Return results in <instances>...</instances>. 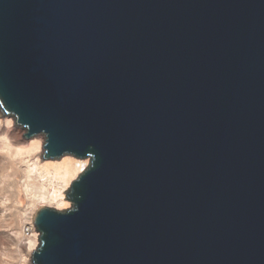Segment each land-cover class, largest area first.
<instances>
[{
    "label": "water",
    "instance_id": "obj_1",
    "mask_svg": "<svg viewBox=\"0 0 264 264\" xmlns=\"http://www.w3.org/2000/svg\"><path fill=\"white\" fill-rule=\"evenodd\" d=\"M0 114L90 161L39 264H264V0H0Z\"/></svg>",
    "mask_w": 264,
    "mask_h": 264
},
{
    "label": "clouds",
    "instance_id": "obj_2",
    "mask_svg": "<svg viewBox=\"0 0 264 264\" xmlns=\"http://www.w3.org/2000/svg\"><path fill=\"white\" fill-rule=\"evenodd\" d=\"M27 126L0 116V264H39L46 247L36 206L38 193L46 191L40 187L45 179L41 170L53 157L50 135L43 129L28 131Z\"/></svg>",
    "mask_w": 264,
    "mask_h": 264
},
{
    "label": "bare ground",
    "instance_id": "obj_3",
    "mask_svg": "<svg viewBox=\"0 0 264 264\" xmlns=\"http://www.w3.org/2000/svg\"><path fill=\"white\" fill-rule=\"evenodd\" d=\"M0 116L2 115L0 114ZM89 163L88 159H78L73 156L48 159L47 167L41 170V174L45 179L40 185L46 191L38 193L39 200L36 206V215L42 208H51L57 211L70 209L72 203L65 192L69 191L73 183L86 171Z\"/></svg>",
    "mask_w": 264,
    "mask_h": 264
}]
</instances>
